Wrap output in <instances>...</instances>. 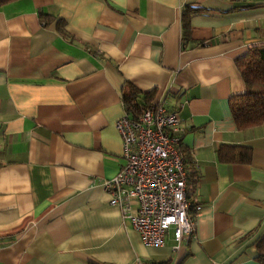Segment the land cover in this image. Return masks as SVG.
I'll return each mask as SVG.
<instances>
[{
    "label": "crops",
    "instance_id": "1",
    "mask_svg": "<svg viewBox=\"0 0 264 264\" xmlns=\"http://www.w3.org/2000/svg\"><path fill=\"white\" fill-rule=\"evenodd\" d=\"M186 6L205 9L191 20L204 47L182 50ZM261 44L264 0L0 7V264H261L264 125L240 131L230 109L246 92L236 60ZM127 82L182 120L187 194L202 209L178 256L173 233L146 247L104 189L124 163ZM222 146L251 147L252 163L220 162Z\"/></svg>",
    "mask_w": 264,
    "mask_h": 264
},
{
    "label": "built area",
    "instance_id": "2",
    "mask_svg": "<svg viewBox=\"0 0 264 264\" xmlns=\"http://www.w3.org/2000/svg\"><path fill=\"white\" fill-rule=\"evenodd\" d=\"M181 121L180 114L164 104L143 107L137 115L125 113L116 122L124 163L104 183L110 204L120 209L144 245L165 247L173 233L177 256L193 238L202 209L193 210L187 194L188 174L179 151Z\"/></svg>",
    "mask_w": 264,
    "mask_h": 264
},
{
    "label": "trees",
    "instance_id": "3",
    "mask_svg": "<svg viewBox=\"0 0 264 264\" xmlns=\"http://www.w3.org/2000/svg\"><path fill=\"white\" fill-rule=\"evenodd\" d=\"M17 0H0V7ZM205 9L198 6H186L182 10V50L206 46V42H195L192 38L191 20L194 16L202 14ZM45 24L54 21V18L41 16ZM64 22H58V30L66 35ZM236 65L246 84V92L230 98V109L238 130L264 125V44L253 46L249 53L236 60ZM155 91L142 92L131 83H126L122 91V101L126 113L137 115L143 107L153 104ZM254 153L251 147L222 146L218 150V159L227 165H250ZM257 250L256 261L264 264V233L255 242ZM160 264H172L162 262Z\"/></svg>",
    "mask_w": 264,
    "mask_h": 264
}]
</instances>
